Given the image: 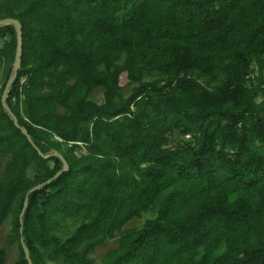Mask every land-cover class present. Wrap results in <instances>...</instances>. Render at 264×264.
<instances>
[{
	"label": "trees",
	"instance_id": "1",
	"mask_svg": "<svg viewBox=\"0 0 264 264\" xmlns=\"http://www.w3.org/2000/svg\"><path fill=\"white\" fill-rule=\"evenodd\" d=\"M5 17L8 264L22 244L32 264H264V0H0Z\"/></svg>",
	"mask_w": 264,
	"mask_h": 264
},
{
	"label": "rangeland",
	"instance_id": "2",
	"mask_svg": "<svg viewBox=\"0 0 264 264\" xmlns=\"http://www.w3.org/2000/svg\"><path fill=\"white\" fill-rule=\"evenodd\" d=\"M2 43V40L0 39V45ZM120 81L122 84H124L126 80L125 74H121ZM1 82V79H0ZM129 93V88L125 89V94ZM90 97L95 100L96 102H101L103 99V93L101 88H96L90 95ZM35 171V168L32 166L28 169L29 176H32ZM155 215V212H144L140 217H135L130 219L128 222H126L122 229L126 228H137L140 227L143 222L149 218L153 217ZM10 229V223L9 219H7L1 226H0V247H3L6 251V259L4 264H8L15 260L19 254V249L17 247V244H13L12 246L7 245L6 243V234L9 233ZM120 233L117 232L115 237L113 239H108L105 241L103 245L98 246L95 251L93 252L92 256L95 258L97 262H99L104 254L113 249L116 248L118 245V239H119ZM50 264H58V263H50Z\"/></svg>",
	"mask_w": 264,
	"mask_h": 264
},
{
	"label": "water",
	"instance_id": "3",
	"mask_svg": "<svg viewBox=\"0 0 264 264\" xmlns=\"http://www.w3.org/2000/svg\"><path fill=\"white\" fill-rule=\"evenodd\" d=\"M6 23H14L15 24V27H16V32H17V44H16V52H15V60H14V63H13V66H14V70H13V73L11 74V76L8 78L5 86H4V89L2 91V95H1V103L4 107H6L7 109H9V107L6 105L5 103V100H6V97H7V92H8V88L9 86L11 85V83L13 82V80L16 78L17 76V71H18V68L20 67V63H21V59H20V56H21V49H22V33H21V25L19 23V21L16 19V18H12V17H5V18H2L0 19V25L2 24H6ZM14 122L15 124L18 126L17 122H16V118L14 117ZM23 133L26 135L27 139L29 140L30 143L33 144V146L38 149L36 147V145L33 143L31 137L29 136V134L24 130L22 129ZM40 152V151H39ZM41 154V153H40ZM63 160V167L61 169V171L63 170H67L68 169V164L67 162ZM59 172H57L54 177L56 175H58ZM51 180V178H49L48 180L42 182V183H38L36 185H34L33 187H31L30 190H36L38 189L42 184H46L48 183L49 181ZM25 203H26V200H25ZM22 247H23V250H24V255H25V258L27 259L28 263L29 264H32L31 263V260H30V257H29V253H28V249L25 247L24 244H22Z\"/></svg>",
	"mask_w": 264,
	"mask_h": 264
}]
</instances>
